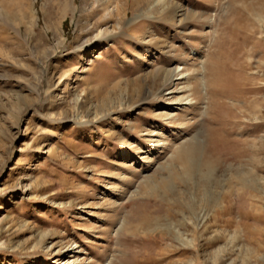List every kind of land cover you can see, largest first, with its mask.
<instances>
[{
	"label": "rangeland",
	"instance_id": "obj_1",
	"mask_svg": "<svg viewBox=\"0 0 264 264\" xmlns=\"http://www.w3.org/2000/svg\"><path fill=\"white\" fill-rule=\"evenodd\" d=\"M0 264H264V0H0Z\"/></svg>",
	"mask_w": 264,
	"mask_h": 264
},
{
	"label": "bare ground",
	"instance_id": "obj_2",
	"mask_svg": "<svg viewBox=\"0 0 264 264\" xmlns=\"http://www.w3.org/2000/svg\"><path fill=\"white\" fill-rule=\"evenodd\" d=\"M194 52V51H193ZM171 76V73L170 72H167L166 73V79L167 78H169ZM196 148H198V147H196ZM182 152V151H181ZM178 153V155H179V158L181 157H183V156H185L187 159H189L188 157V152L187 153H185V151L184 152H182V153ZM205 161H206V159H205ZM208 163V162H207ZM185 166H187V168H189V167H191V163H190V160H187V162L185 163ZM197 166V165H196ZM194 167V166H193ZM205 167V166H204ZM193 173V172H192ZM196 173V172H195ZM188 177H191L190 176V172L189 173H185ZM191 175H193V174H191ZM196 176V175H195ZM198 176V175H197ZM178 177V176H177ZM178 178H180V176L178 177ZM177 178V180L179 181V182H181V185H184V187L185 186H188L189 185V179L188 178H183V179H178ZM200 180V179H199ZM198 180V181H199ZM173 181V180H172ZM202 180H200V182H201ZM197 182V181H196ZM195 182V183H196ZM192 183V182H191ZM204 183V182H203ZM205 184V183H204ZM197 186V185H196ZM204 186H207L208 187V185H207V183H206V185H204ZM193 187H194V185H193ZM187 188V187H186ZM192 189V188H191ZM187 190H189V189H187ZM200 191V190H199Z\"/></svg>",
	"mask_w": 264,
	"mask_h": 264
}]
</instances>
